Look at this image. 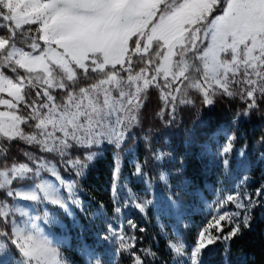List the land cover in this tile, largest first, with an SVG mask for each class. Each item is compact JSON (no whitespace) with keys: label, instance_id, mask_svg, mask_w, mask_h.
I'll list each match as a JSON object with an SVG mask.
<instances>
[{"label":"snow or ice","instance_id":"6c2138e0","mask_svg":"<svg viewBox=\"0 0 264 264\" xmlns=\"http://www.w3.org/2000/svg\"><path fill=\"white\" fill-rule=\"evenodd\" d=\"M18 30L30 51L17 46ZM137 61L143 66L134 71ZM90 74H97L95 81L77 87L80 77L89 79ZM38 87L37 99L29 102L26 89ZM150 87L160 89L173 119L177 103H193L189 90L198 92L206 106L217 96L238 97L246 106L237 117L259 109L264 103V0H0V94L8 97L0 96V106L6 109L0 111V143L23 140L41 153L58 156L76 177L62 178L50 159L29 151L23 153L27 162L0 163V264H69L40 221L57 222L50 206L68 216L74 215L72 206L87 214L77 195L78 183L99 158L101 145L118 150L111 184L113 212L120 214L129 202L140 213L153 205L152 199L137 202L135 193L125 198L120 161L121 146L140 123ZM51 89L62 90L60 102ZM21 105L26 115L20 114ZM21 125L33 130L26 132ZM236 139L227 138L222 148L226 167L233 165ZM4 152L0 147V158L6 161ZM162 156L154 153L156 160ZM239 163L243 166L246 160ZM135 174L143 179L141 165ZM159 180L168 185L165 174ZM229 202L236 210L220 214ZM253 206L239 193L219 201L184 264H209L218 242L227 244L250 227ZM29 208H42L43 213L33 214ZM101 217L103 203L94 213V218ZM223 221L231 226L226 234ZM128 224L136 228L132 221ZM110 239L119 240V250L132 264H146L133 251L134 236L117 235L109 224L101 242ZM169 247L183 259L186 245L181 238ZM83 251L89 264H114V257L102 261L93 250Z\"/></svg>","mask_w":264,"mask_h":264},{"label":"trees","instance_id":"16d2710c","mask_svg":"<svg viewBox=\"0 0 264 264\" xmlns=\"http://www.w3.org/2000/svg\"><path fill=\"white\" fill-rule=\"evenodd\" d=\"M17 46L29 50L19 31ZM137 65L134 71H139V67L143 66L139 61ZM4 71L13 79L16 78V74L7 69ZM18 74L27 75L22 69H18ZM96 78L97 74H90L89 79L81 76L77 87L87 86ZM38 90L39 87L35 90L26 89V99L29 102L37 99L35 92ZM158 91L155 87L148 90L140 123L133 131V139L127 143V146L131 145V149L123 159L127 174L133 176L129 188L137 195V202L150 196L145 181L136 178L137 164L153 179H157L161 171L168 173L169 184L165 192L173 194L185 210L180 231L185 242L192 245L197 241L198 231L211 219L203 208L202 200H224L228 195L235 196L239 193L240 199L245 203L248 199L254 202L250 211V227L242 229L227 244L218 242L214 246L215 254L208 257L209 264H226L228 259L237 258L242 259L243 264H264V103L260 104L259 109L251 110L247 117H237V113H242L246 106L245 101L238 97L217 96L213 105L206 106L197 95L193 98V104L178 107L173 119L169 115L171 110L164 106ZM51 92L57 97V102H60L62 90ZM20 114H27L23 105L20 106ZM23 128L26 132L33 130L26 125ZM233 135L237 137L231 155L234 166H228L226 171L218 152L227 143V138ZM0 147L5 149L4 155L7 157L6 161L0 158V163L10 165L13 162H27L24 151L34 152L37 156L45 155L50 159L61 177L76 179L75 173L66 168L58 156L41 153L38 147L24 141H4L0 143ZM159 151L163 154L161 163L154 157V153ZM241 151L245 154L243 157L238 154ZM116 152L112 147L102 149L94 166L78 183L87 211L85 215L76 209L84 226V240L95 246L97 254H105L104 258L114 257V264H132L131 257L119 250L118 239L101 242L111 224L117 235L135 237L136 247L133 251L146 259V264H176L177 261L184 264L185 259L175 254L163 237L159 217L152 207L146 213L135 209L121 216L113 212L111 184ZM76 155L82 157L80 153ZM241 160H246L243 166L239 163ZM131 162L133 163L129 166ZM258 190L259 196L256 195ZM101 203L105 205V217L93 219V214ZM50 209L67 225L71 224L62 211L56 212L54 206H50ZM228 210H236L231 202L226 204V211ZM128 221H132L136 228L133 229ZM221 223L225 226L223 234H226L231 226L227 225V221ZM141 228L144 229L143 232L140 231ZM43 229L52 236L59 232L58 227L45 225ZM211 231L213 235L218 234L215 229ZM72 242L77 245L79 241L74 237ZM62 251L73 264H88L75 249L65 247ZM144 251H150L154 255L145 257Z\"/></svg>","mask_w":264,"mask_h":264},{"label":"rangeland","instance_id":"374dc122","mask_svg":"<svg viewBox=\"0 0 264 264\" xmlns=\"http://www.w3.org/2000/svg\"><path fill=\"white\" fill-rule=\"evenodd\" d=\"M28 51H30V49ZM6 75H8V74H6ZM10 78H12V77H10ZM160 83H161V87H162L163 86V81L161 80ZM151 88L152 87H150L149 89H151ZM55 90H58V89H51L50 91H55ZM158 90L159 91L157 93L160 96V89H158ZM197 95H199V93L196 92L195 90H189V92H188V96H189V98L192 99V101H194L193 98L195 96H197ZM0 96H4V98H8L6 96V94H0ZM200 98L202 100L201 96H200ZM146 100H147V94H146V98L144 99V104H145ZM191 104H193V103H191ZM185 105H190V104H179V103H177L176 109L178 107H183ZM168 109H170V108H168ZM4 110H6V109L3 106H0V111H4ZM21 127H23V125H21ZM135 127H136V125L133 126V128L131 129L130 135H129V139H127L125 144L121 146L123 151L120 153L121 180L124 183V188L122 190V193L125 195V198L127 197V194L129 192L133 193V191H131V189L129 188V183H130V181L133 180V176H131V174H127V169H125V167H124L123 159H124L125 155L128 153V150L131 149V145L127 146V143L130 142L131 139H133V131L135 130ZM21 141H23V140H21ZM132 145H133V142H132ZM223 146H225V144ZM223 146L220 148V150L218 152V155H219V158H220L221 162H222V159H223V157H222V148H223ZM108 147L114 148L113 146L107 145V144L101 145V146H99V153H101L102 149L108 148ZM93 150L95 151L96 149H93ZM160 153L161 152L159 151L157 154H160ZM231 155H232V153H231ZM161 160L162 159L157 160V161L159 163H161ZM132 163L133 162H131L129 164V166H131ZM223 167H224V169L226 171L229 169L228 166L226 167V166L223 165ZM128 170L130 171L129 168H128ZM57 171H58V168H57ZM144 173H145V176L143 177V180L146 183L147 191L149 192V195H150L148 199H152L153 200V205H150L149 207H152L156 211V214L159 217V221H160L161 226H162V235L167 240V242L169 244L170 243H174V242L177 241L178 238H181L182 241L184 242V244L186 245V252H185V255H184L183 258L185 260H187V256L190 255V252H191L193 246L196 243L192 244V245L187 244L185 242L184 238H183V235H182L181 231H180V227L182 225V218L184 216L185 210L182 209V207L180 206V203L178 202L177 198L175 196H173V194H167L165 192V188L168 185L166 186L162 181H160L159 177L157 179L151 178L150 176H148V174L145 172V170H144ZM162 173L167 176L168 182H169L168 173H166L165 171H161L159 173V176ZM47 175H49V174H47ZM48 178L52 179L55 182V178L54 177L48 176ZM62 178H64V177H62ZM136 178L137 179H141V177L138 176V175H136ZM65 179L68 180V181L74 180V179H71V178H65ZM65 195H67L66 192H65ZM77 195L79 196V198L82 201L79 188H78ZM219 201H221V200H217L216 198L215 199H203L202 200L203 208L208 213H210V212L214 213L216 211V208H217V205H218ZM82 203H83V201H82ZM83 206L86 209L84 203H83ZM209 206H211V207H209ZM72 208H73V212H74L73 216H68V215H66L64 213V215L69 219V221L71 223L70 225H67L66 222L63 219L59 218L57 215H56V221H57L56 223L45 224V223H43V221H40V226H41L42 229H43V227L45 225L49 226V227H58L59 228V232L55 236L47 234L45 232V230L43 229L44 233L46 235H48L50 239H53L54 241H58L59 242L57 244V247L60 248L61 253L69 261V264H73V263L63 253L62 249L65 248V247L66 248H72V249H75L76 251H78L84 257L85 261L88 264H89V258L84 254V251H83L84 248H88V249L93 250L95 255L97 257H99L102 261L107 260L108 258H104L105 254H97L95 252V246L87 243L84 240V236L82 235V231L84 229V226H83L82 222L80 221V219L77 216L76 209H78V208H76L75 206H72ZM131 210H135V207H134V205H132L131 202H129V206L128 207L122 208V212L120 213V215L122 216L125 212L131 211ZM29 211H32L33 214H42L43 213V209L42 208H41L42 213L39 210H33L31 208H29ZM224 211H226V205L224 207L220 208V214H223ZM92 218L94 219V214H93ZM74 231H75V234H73ZM74 237L77 238L78 241H79V242H77V245H74L73 242H72ZM92 264H95L94 260L92 261ZM226 264H243V261L240 258H237V259H234V260L228 259L226 261Z\"/></svg>","mask_w":264,"mask_h":264}]
</instances>
